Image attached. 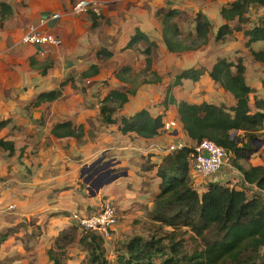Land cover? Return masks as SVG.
<instances>
[{"label": "crops", "instance_id": "obj_1", "mask_svg": "<svg viewBox=\"0 0 264 264\" xmlns=\"http://www.w3.org/2000/svg\"><path fill=\"white\" fill-rule=\"evenodd\" d=\"M82 1H93L101 10L102 13L97 17L96 24H94L92 20L91 13L74 18L66 15L75 4ZM147 1L152 4L151 9L157 6V11L160 7L165 6L166 3V0H55L56 3L50 5L48 3L41 4V6L36 9L27 6L22 14L20 10H18L22 15L21 17L17 16L16 8L10 5L12 13L16 14L15 17L17 16L21 20L18 29L22 34L29 27L37 26L40 19H44L46 20V24L44 27H40L41 32L54 34L61 39L62 44H65L64 46L61 44L56 48L46 45L37 48L30 46L25 49L19 48V45L16 44L13 45L11 49L9 48L10 51L16 50L19 56H22L20 53L22 51L24 54L22 56L23 60L29 57H35L40 60L52 59L54 67L58 64L63 65V70L59 74L52 76L48 75L47 72L45 76L40 78V82L33 85L31 84V90L35 97L41 93L56 90L59 83L64 82L62 79L69 76L68 69L71 70L72 68H76L78 72L82 73L84 70L95 66L97 73L95 74L93 70V74L87 76L84 80L87 82L90 81L87 79H91L98 75L99 70L97 66L103 69L105 66H108L106 71L103 70L106 76L105 81L107 82V84H103V89L101 87L100 89H94V87H92L87 91L88 93H92L89 97L93 100L102 99L109 91L117 90L118 85L125 84V82H127L125 78L123 82H120L111 77L112 71L117 70V64L113 63V66L109 67L106 61L103 62L104 64L102 65V62L97 61V57H100L98 53L100 50L104 51L106 54L104 57L108 61L110 60L113 62L119 59L123 63L122 67L133 66V63H131L132 56H135L139 61L145 59V57L142 58L140 56L144 50L141 48V43L134 45L132 49H125L137 30L146 35L149 42H156V46L159 48L162 46L159 42L162 38V26L160 27V23L154 18L156 16V10L148 11L149 8L147 7V9H142L143 6H146L145 3ZM119 4L121 5L120 7L124 8L121 15H117L115 11H110L113 6ZM175 8L177 10L179 9L177 7ZM256 9L257 8H255V12L253 11L251 13L252 15H249L248 23L241 26L242 31L235 32L241 33V45L234 43V39H229V37H227L228 39L226 38L225 42L217 43V45L214 42L209 43L207 46H203L193 52L190 56H185V53H189L190 51L184 52L182 61L188 64V66L181 68L178 73L187 68L200 67L209 71L217 59L226 58L230 61H234V53L240 51L236 59H241L245 68L246 84L253 89V93L249 96L250 102H252L254 98L264 101V64L255 62L250 54V50H264V42H258L263 43L260 45V48H257L259 45L256 43L246 48L245 43L248 38L243 35V31L257 25L259 18H262L264 15L262 11L256 12ZM55 13H59L61 18L52 20L51 17ZM202 14L208 18L213 27L209 34L211 38V35L215 36L217 28L223 25L224 21L219 14L218 16L211 13ZM75 21L79 22L83 29L81 35H78L75 31ZM232 26L238 25L232 23ZM245 26L247 27L245 28ZM71 27L74 28L73 32ZM179 28L180 31H182L181 27ZM195 34V24L192 22L185 36L191 35L194 37ZM68 38L71 39L72 42L74 41L71 46L67 44ZM122 49H125V52L120 54ZM5 50L7 51L5 45L0 43V55H2ZM137 50L138 54L133 55L132 53L137 52ZM39 51L43 53V56L38 55ZM85 56L88 62L85 61ZM110 85L112 87L106 90ZM187 87H190L191 91H188ZM166 88L167 86L164 89L162 101L165 97ZM59 89L62 97L63 91L61 87ZM155 90L157 89L155 88ZM117 91L119 92V90ZM142 93L143 92L136 93L134 97H127L128 101L124 105V113L130 111L133 107L132 104L139 105L145 100L144 97L139 95ZM172 96L176 101H186L192 104L207 102L215 105H225V103L229 101L230 105H225L226 107L234 105L231 95L214 84L206 74L202 76L198 82H192L190 80L182 81L180 86L173 88ZM61 97L59 99H61ZM90 98L89 100H91ZM89 100L87 99V101ZM132 100H139V103L137 104L134 101L131 104ZM173 108V116L171 115L172 111H167L168 107L167 109L164 108L163 112H159L156 115H152L148 108L145 110L149 111L152 116L161 115L165 123L171 120L177 121L179 128L182 129L176 107L174 106ZM141 109H139V111ZM134 114L135 113H127L124 115L127 116L125 118H128ZM95 116V111H0V123L4 122L3 126L0 128V139L11 142L14 149V152L10 155H8V152L0 150V232L20 223H25L26 228L24 229L35 227L36 229L40 228L44 230L40 239L42 241L44 240L46 243L53 239V241H51V244H53L62 230L73 225L69 220L70 212L73 213L76 209H80L85 210V214L87 215L98 210V206L102 201L99 202L101 199L99 200L98 196L95 198H88V195L84 196L85 193L81 189V185L85 184L83 183V178H81L80 173L86 165L91 164L105 155H108V157H104V161L113 162L114 164H112V166L114 170L116 169L117 172L124 171L127 173L126 177H122L104 186L100 191V194L102 192L104 194L101 198L105 199L102 203L111 201V203H115L119 208L118 222L114 227L110 241H112V239L114 240V238H119L120 235L123 236L124 230L129 228L136 219L140 218L143 210L141 207L142 204H146L148 209H151L153 200L159 192L158 186L160 180L156 176L157 167L147 172H142L139 167L140 169H137H139L141 173L138 174L135 170L132 171L129 169L130 165L128 162L134 158L133 165H135L137 162V153H142L144 151V148H139V146L145 145L144 142H156L158 136L146 141L136 138L131 134L122 135L118 131L117 125L103 124L102 120L101 122L99 119L96 120ZM113 119L115 118L113 117ZM64 121H69L76 127L81 126L84 132L83 138L78 141L74 138L58 139L52 136V128L56 124ZM93 123H95V125ZM96 125L100 128L95 127V129H93L95 135L91 137L90 131L92 127ZM102 125L104 127H102ZM105 127L110 128L109 130H112L111 128L115 129L116 134H111L113 137L112 140L110 139L108 141L107 135L101 133V130L103 129L104 131ZM96 132L98 133L97 136ZM163 132L171 136L169 138L175 137L173 142L176 144L178 143L190 148H193L195 145V142L190 140L183 132V135L179 137V129L176 136L165 131L164 128ZM260 147L261 148L253 158L248 160L249 165L253 167H264V162L262 161L264 157V144L260 145ZM151 148L152 149H148L145 152L147 155H152V157H150V164L160 163L164 155L159 156L158 154H165V151L159 152L154 146ZM141 162L143 163V160ZM191 165L190 160L189 177L194 189L199 195L205 191V185L209 182H217L220 184L239 182L240 174L230 166L227 168L222 167L213 177L200 180L194 174ZM147 173H154L155 179L153 181L155 184L148 190V193H144V191L147 190L142 187V183L146 182L143 175ZM249 191L248 194H251V192L255 191V188L251 187ZM9 207L13 208L9 209ZM8 242L7 240L0 246V253L4 251ZM48 249H50V247ZM3 256L4 257L0 259L5 258L6 253H4ZM20 260L21 258H18L15 262H19Z\"/></svg>", "mask_w": 264, "mask_h": 264}, {"label": "trees", "instance_id": "obj_2", "mask_svg": "<svg viewBox=\"0 0 264 264\" xmlns=\"http://www.w3.org/2000/svg\"><path fill=\"white\" fill-rule=\"evenodd\" d=\"M255 8L256 12L262 11L264 14V0H234L223 6L219 15L224 24L217 28L214 42L223 43L228 36L241 32V26L248 23L249 15L255 12ZM0 9V19L3 22L7 15L12 14V10L5 3H0ZM156 16L160 18L162 38L168 52L194 51L208 44L212 26L202 13H196L192 20L195 24V36H186L185 41L192 46L178 42L181 37L178 20L183 16L186 18L183 12L177 9H159ZM96 19L92 14L94 24ZM232 23L238 26H232ZM243 35L248 38L246 48L251 44L264 42V15L259 18L257 25L243 31ZM142 41L148 42L150 47L142 51L146 55V66L149 69L151 50L156 45L149 42L146 35L137 30L125 49H132ZM250 54L255 62L264 64V50H250ZM105 55L102 50L98 53L100 57ZM93 70L96 74V67L92 66L84 76L93 74ZM128 71L129 68L125 67L120 72L112 71L111 77L123 82L122 75ZM205 74L231 95L233 106L207 102L192 104L174 99L173 88L180 86L184 80L198 82ZM44 75L45 71L42 73ZM158 81L159 78L155 82ZM134 93L131 91V94ZM252 93L253 89L245 81V68L241 59L230 61L219 58L209 71L203 67L189 68L175 75L173 82L165 90L161 105L165 109L170 105L176 107L182 131L195 145L208 140L225 150L230 157L231 166L240 174L239 186L209 182L205 185V191L199 195L189 177L190 156L194 149L186 146L163 157L154 166L144 164L141 167L144 172L157 167L159 192L153 200L150 219L155 224L173 229L169 233V250L159 239L134 236L115 243V264H264V167H253L248 163L257 153L253 141L261 137L264 131V101L254 98L250 102L249 96ZM60 97V89L44 92L36 97L33 105L52 103ZM127 101L126 93L109 91L103 97L104 106L100 109L102 123L117 125L122 135L131 134L146 141L163 132V117L152 116L145 109L128 118L113 119L115 107L111 108L108 104L117 102L116 107L121 108ZM3 124L4 122L0 123V128ZM51 135L58 139L74 138L79 141L84 132L81 126L76 127L71 122L64 121L52 128ZM0 150L10 155L14 152L13 144L0 139ZM262 161L264 162V157ZM251 187L255 191L248 194ZM78 228L72 225L58 234L54 248L46 251L49 264H65V250L75 242L87 252L86 259L79 264H111L106 256L104 239L96 232L81 230L82 235ZM181 229L187 230L183 235L190 233V238L193 235L199 240L198 247L190 254L182 252L183 239L174 234ZM12 232L13 229L0 232V246L9 239ZM17 259L3 258L0 259V264H11Z\"/></svg>", "mask_w": 264, "mask_h": 264}, {"label": "rangeland", "instance_id": "obj_3", "mask_svg": "<svg viewBox=\"0 0 264 264\" xmlns=\"http://www.w3.org/2000/svg\"><path fill=\"white\" fill-rule=\"evenodd\" d=\"M232 1L233 0H166L165 6L160 7V8L166 11V10L173 9V8L176 9L175 7H177L179 8L178 9L179 11L183 12L186 15L185 19L183 16V17H180L178 20V25L182 29L180 33L181 37L178 39V42H181L182 44L189 46L190 43L188 41H185L187 39L185 35L187 34V29H190V25L193 22L192 21L193 16L196 15V13L198 12L207 13V14L211 13V14H215L216 16H218L220 9L223 6H227ZM0 3H5L8 6L12 5V7H15L17 10V16L21 17L22 16L21 14L23 13V11L26 9L27 6H30L36 9L39 6H41V4L48 3L50 5L56 2L55 0H0ZM145 5L146 6H143L142 9H145L147 7L149 8L148 11L156 10L157 12V9H158L157 6L151 9L152 4L149 1H147ZM120 6H121L120 4L113 6L110 9V11H115L117 15H121V13L124 11V8ZM18 10H20L21 14L20 12H18ZM99 11L101 14L102 12L100 9ZM15 15L16 14L14 13L7 15L6 20L3 22L0 19V43L4 44L5 49H7V51L5 50V52L2 55H0V111H95L96 113L95 119L96 120L99 119L101 122L100 109L102 106H104L103 98L93 100L89 97V95L92 93H88L87 91L88 89H91L92 87H94V89H97V88L100 89V87L103 89V84L107 83L105 81L106 76L103 70L106 71L108 69L107 68L108 66H105L104 69L97 66L99 70L98 75H96L95 77L91 79H87V80H90L87 82L84 81L86 79L84 75L89 72V69L84 70L82 73L78 72L76 68H72L71 70L68 69L69 76L65 79H62L64 80V82L59 83V85L56 87V89H59L61 87V90L63 91L61 99L55 102H52V103H44L38 106L33 105L35 103L36 97L33 91L31 90V84L33 85L35 83L40 82V78H42L43 71H45V75L47 74V72H48V75H52V76L59 74L63 70V65L58 64L56 67H54L53 66L54 62L52 59L51 60H40L35 57H29L23 60L22 56L24 54L22 51L20 52L22 56H19L16 50H11V51L9 50V48L11 49V47L16 44L19 45V48L21 47L22 49L30 47L28 45H23V44L20 45L19 43V38L22 32L19 31L18 27H19V24L21 23V20L17 16L15 17ZM0 16H1V9H0ZM70 17L74 18L73 16H70ZM154 18L158 21V23H160V27H161L160 18H158L157 16H155ZM74 27L78 35H81L83 32V29L81 28L80 23L75 21ZM246 27L247 26H245V28ZM71 29L73 32L74 28L71 27ZM231 36L232 37L230 36L228 37L229 39H234V43H238L239 45L242 44V41L240 40L241 33H235L234 35H231ZM159 42L161 43L162 46L160 48L158 46H155L151 50L152 51L150 55L151 66L149 69L146 66V61H145L146 59L139 61V59H136L135 56L131 57V63H133L132 64L133 66L131 65L126 66V67L124 66L125 68H129V71L127 73H123L122 75L126 79L127 82H125V84L118 85L117 90H119V92L126 93L127 97L129 96L134 97L136 93L143 92L142 94H139V95L144 97L145 100H143L142 103L139 105L132 104L134 101L138 104L139 100H132L131 104L133 105V107L130 109V111H126L125 113L123 110L124 105L121 108H117L116 107L117 102L108 104V106L111 108L115 107L114 108L115 114L113 116L115 119L118 120L122 117H127L124 114L136 113L141 108L143 109L148 108V110H150V113L152 115H156L159 112H163L164 107L161 106L160 103L162 102V99H163L165 87L170 85L173 82L175 74H177L181 68L188 66V64H185L182 61V57H184V52H187V51H183V52L177 51L174 53H170L167 51L166 46L164 45L163 38H161ZM213 42H214V35H211V38L209 35L208 44L213 43ZM73 43L74 41L72 42L71 39L68 38L67 44L71 46ZM140 43L142 44L141 48L143 49H146L147 47H149L148 42L146 41H142ZM154 44L156 45V42ZM215 44L217 45V43ZM256 44L259 45V47L257 48H260V45H262L263 43H256ZM64 45L65 44L63 43L62 46ZM190 46H192V44ZM197 50L198 49L194 51H190L189 53H185V56H190L193 52ZM124 52H125V49H122L120 51V54H123ZM239 52L240 51H236L234 53V60L238 58L237 55ZM132 54L133 55L138 54V50L137 52H133ZM141 54L140 56L142 58L143 57L146 58V55H143V54L141 55ZM97 58H98L97 61L102 62V65L104 64L103 62H106V61L109 67L113 66V63L117 64L116 65L117 72L118 71L120 72V69L124 68L122 67L123 63L119 59L112 62L110 60L108 61L107 59H105V57H102V56L97 57ZM87 60L88 59L86 57L85 61L88 62ZM119 61H120V64L118 65ZM157 78L160 79L158 83L155 82ZM110 87L112 86L110 85L109 87L106 88V90L110 89ZM155 88L157 90H155ZM187 90L191 91L190 87H187ZM131 91L135 92L134 95L131 94ZM89 98L91 100H89ZM87 99L89 101H87ZM196 99H199V98H196ZM225 105H230V102L227 101ZM170 106L171 107L168 106L167 111H172L171 115L173 116L174 106L172 105ZM93 124L95 125V123ZM95 127H99V126L96 125L92 127V130L90 131L91 137H94L95 135L94 130H93L95 129ZM102 127L104 126L102 125ZM104 129H105L104 131L103 129L101 130V133H104L107 135L108 141L110 139L112 140L113 137L111 136V134H116L115 129L111 128L112 130H109L110 128L108 127H105ZM179 132H180L179 137H181L183 135L182 129L179 128ZM97 135L98 133L96 132V136ZM169 137L171 136H168L166 132H161V134L156 138V142H153V143L144 142L145 145L139 146V148H142V149L144 148V151L142 153L141 152L137 153V158H136L137 162L135 165H133L134 158H132L128 162L130 165L129 169H131L132 171L135 170L136 172H138V174H140L142 169L141 171L139 169L144 164H146L147 166H154L155 164H149V162L151 161L150 157H152V155H147V153H145L148 149H152L151 148L152 146L157 148L159 152L165 151V154L159 153L158 154L159 156L164 155L165 157L171 154V153H167L166 150L170 144L175 143L173 142L174 141L173 139L175 137L174 138H169ZM258 140L262 141L264 144V131H263V134H261V137L258 138ZM260 145H261L260 142L255 143V146L257 147H259ZM104 157L107 158L108 155H105ZM104 157H103V160H104ZM142 160H143V163L141 162ZM229 160H230V157L228 156L226 162H229V165L225 164L224 167L227 168L230 166L234 170L235 168L231 166ZM111 163L114 164L113 162ZM120 172H124V171H120ZM143 177H145L146 182L142 183V187L143 189L147 190V191H144V190L143 191L144 193L145 192L148 193V190L155 184V182L153 181L155 179L154 173H151V174L147 173L146 175H143ZM90 181L91 180H89L88 184H91ZM228 183L230 185H233L234 187L236 186L238 187L237 182L235 183L228 182ZM86 186L81 185V189L85 193L84 196L88 195V198H89L91 196L88 190V185ZM90 188L92 190V187ZM102 188L99 189L98 192H95V196L91 198H95L98 196L99 200L101 199L99 202L101 201L103 202V200L105 199L101 197L104 194L103 192L100 194V191L102 190ZM197 190L199 191L198 188ZM102 202L100 203L98 208H101ZM111 204L114 205L116 208L117 222H118V209L119 208L115 203L112 202ZM141 207L143 210H142V214L140 218L136 219L129 228L124 230L123 236L120 235L119 238H114V240L112 239V241L104 240L105 247L107 250L106 256H107V259L111 262V264L116 263L115 262L116 261L115 260V249H114L115 243L124 242L127 239H130L134 236H141L143 239H149V238L159 239L162 245H164L166 249L169 250L168 245H169V241L171 240V236H169V233H171L173 229L171 227H166L164 225H158V224L153 223L150 219V216L152 213V207L150 210L148 209V206L146 204H142ZM61 214L64 215L63 213ZM72 215H77L78 217L82 215H86L85 210L76 209L75 211H73V213L72 212L69 213V220L73 223L74 226L76 225V227L78 228L77 223L73 222L72 220V217H71ZM24 228H26L25 223H20L16 226H13L12 228H9V229H13V232L8 239L9 242L7 246H5L4 251L0 253V258L4 257L3 254L6 253L5 258H13V259L21 258L19 262H13L11 264H49L48 257H46L45 252L48 250L49 247L54 248V243L51 244V241H53V239H51L48 243H46L44 240L42 241L40 239V236L43 235L44 230L40 228L36 229L35 227L31 229H24ZM78 229H79L78 232L84 235L81 231L82 229L80 228ZM184 231H187V230L181 229L179 231H175L174 234H176L178 238L183 239L182 252H186L187 254H190L192 253L193 250H195L198 247L199 240H197L193 235H192V238H190L191 237L190 233H186L183 235ZM65 254L67 257V260H65V264H79L81 261H84V259H86L87 257V252L84 249H82L78 245L77 242H75V244L71 246H68V248L65 250Z\"/></svg>", "mask_w": 264, "mask_h": 264}, {"label": "built area", "instance_id": "obj_4", "mask_svg": "<svg viewBox=\"0 0 264 264\" xmlns=\"http://www.w3.org/2000/svg\"><path fill=\"white\" fill-rule=\"evenodd\" d=\"M93 13L96 17L100 16L99 7L93 1H82L75 4L71 10L66 14L73 17H79L83 14ZM61 15L55 13L52 15V20L60 19ZM46 20L40 19L37 26L29 27L20 37V44L28 45L31 47H59L62 44L61 39L51 33L41 32L40 27H44ZM39 56H43L41 51L38 52ZM178 122L175 120L168 121L164 124V130L170 132L173 136L178 134ZM175 135V136H176ZM183 148L181 144H170L167 148V153H172ZM191 154V166L194 174L200 179L215 176L225 164L229 165L227 161L228 155L225 150L211 141L204 140L193 147ZM247 187L246 184H244ZM13 207H9L12 209ZM73 222L77 223L78 227L82 230L98 233L104 240H110L114 227L117 225V211L114 205L106 201L102 203L101 208L97 211L82 215H72Z\"/></svg>", "mask_w": 264, "mask_h": 264}, {"label": "water", "instance_id": "obj_5", "mask_svg": "<svg viewBox=\"0 0 264 264\" xmlns=\"http://www.w3.org/2000/svg\"><path fill=\"white\" fill-rule=\"evenodd\" d=\"M174 135H176V133ZM256 142H260L261 145H263V142L258 139H255L253 141V146L255 147L256 151H258L260 149V146L259 147L255 146ZM102 161H104L103 157L98 158L90 165H87L85 168H83L80 173L81 178H83V183L85 185H88V190L90 192L91 197H94L95 192H98V190L101 189L102 187L107 186L113 183L114 181L127 176L126 172H115L112 163L110 161H104V162ZM104 167L110 169L106 174L105 173L98 174L97 171L99 169H103ZM89 180H91L90 181L91 184H88ZM90 187H92V190Z\"/></svg>", "mask_w": 264, "mask_h": 264}, {"label": "flooded vegetation", "instance_id": "obj_6", "mask_svg": "<svg viewBox=\"0 0 264 264\" xmlns=\"http://www.w3.org/2000/svg\"><path fill=\"white\" fill-rule=\"evenodd\" d=\"M102 162H104V161H102ZM101 162V163H102ZM110 168H107V167H104L103 169H99L97 172H98V174H103V173H107L108 172V170H109ZM114 169V168H113ZM115 171V170H114ZM115 172H117V171H115Z\"/></svg>", "mask_w": 264, "mask_h": 264}]
</instances>
